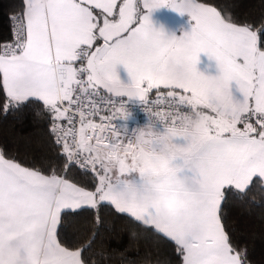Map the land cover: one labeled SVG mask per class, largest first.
<instances>
[{
	"label": "snow or ice",
	"instance_id": "1",
	"mask_svg": "<svg viewBox=\"0 0 264 264\" xmlns=\"http://www.w3.org/2000/svg\"><path fill=\"white\" fill-rule=\"evenodd\" d=\"M162 7L187 13L191 30L155 27L152 12ZM230 8L199 0L11 6L0 114L31 109L46 119L52 155L29 162L0 145V264H98L89 253L112 231L105 210L132 226L121 264H252L226 209L259 208L264 219V17L241 22ZM200 53L215 60L216 75L198 71ZM124 98L141 104L147 123H118L129 117ZM198 117L204 124L194 130L186 121ZM81 218L91 224L82 243L66 234ZM138 232L170 242L175 258L128 257Z\"/></svg>",
	"mask_w": 264,
	"mask_h": 264
},
{
	"label": "trees",
	"instance_id": "2",
	"mask_svg": "<svg viewBox=\"0 0 264 264\" xmlns=\"http://www.w3.org/2000/svg\"><path fill=\"white\" fill-rule=\"evenodd\" d=\"M18 0H0V43L10 37L9 15L11 6ZM217 6H231L230 10L241 22L245 19L259 23L264 17V0H199ZM47 121L35 117L31 109L23 112L0 114V145L10 152L17 154L18 159L39 162L43 157H50L52 153L47 147ZM58 165L62 160L55 161ZM74 175L80 176V170L75 169ZM259 198V197H258ZM227 222L233 231V236L241 245H247L252 264H264V219L261 210L247 211L238 203L227 205ZM105 219L112 224V231L100 233L89 253L98 264H121L123 259L119 252L128 248L130 244L129 230L131 225L126 221L114 219L107 210L103 213ZM91 224L87 218L76 221L72 227L66 229V234L74 241L85 242L89 236ZM135 243L136 250L129 251L128 257L152 254L153 259L164 260L166 257L175 258L174 246L153 234L138 232ZM103 244V248H101Z\"/></svg>",
	"mask_w": 264,
	"mask_h": 264
},
{
	"label": "crops",
	"instance_id": "3",
	"mask_svg": "<svg viewBox=\"0 0 264 264\" xmlns=\"http://www.w3.org/2000/svg\"><path fill=\"white\" fill-rule=\"evenodd\" d=\"M171 11L172 12L169 14V18H170V21H169L167 18L168 14H166L167 11L165 9L154 10L152 12V15H151V19H152L154 26L157 27V25L159 24L162 26H167L168 28H171V30L173 28L176 29V31H178L180 29L179 34H180L181 30L182 31H190L193 21L191 20L189 15L187 13L181 14L175 10H172V9H171ZM173 18L179 19V20H177V25L174 24ZM182 21H184V23ZM182 24H185L184 28H182ZM198 62L202 63L201 66L204 68V70H203L204 74H206V75H216L217 74V68H216L215 60H210L206 53H200ZM118 67L122 71L125 70V68L122 65H120ZM122 71H117L118 75L120 76V78L124 82H128V80H129L128 74H124Z\"/></svg>",
	"mask_w": 264,
	"mask_h": 264
},
{
	"label": "built area",
	"instance_id": "4",
	"mask_svg": "<svg viewBox=\"0 0 264 264\" xmlns=\"http://www.w3.org/2000/svg\"><path fill=\"white\" fill-rule=\"evenodd\" d=\"M12 39H13V35L10 25V37L1 43L9 42ZM154 96L155 94L153 93L151 98H154ZM124 99L126 100V108L128 109L129 117L127 121H118V123H126L130 130L135 127L143 126L145 123H147V114L143 111L141 104L135 99H131V100H129L128 98H124ZM167 103L168 101L165 100L162 104H153V108H164L167 106ZM97 122H99L98 118H97Z\"/></svg>",
	"mask_w": 264,
	"mask_h": 264
},
{
	"label": "rangeland",
	"instance_id": "5",
	"mask_svg": "<svg viewBox=\"0 0 264 264\" xmlns=\"http://www.w3.org/2000/svg\"><path fill=\"white\" fill-rule=\"evenodd\" d=\"M159 9H160V10H161V9H165V10L167 11V12H166V14H168L167 18H168V20L170 21L169 14L172 12L171 9H170V8H167V7H162V8H159ZM172 10H173V9H172ZM173 17H174V16H173ZM175 17H176V16H175ZM189 17H190V16H189ZM173 19H174V20H173V21H174V24L177 25V20H179V19H177V18H173ZM182 22L184 23V21H182ZM193 24H194V21H193L192 25H193ZM184 25H185V24H182V28H184ZM192 25H191V27H192ZM159 27H160V28L162 27V28L165 30V32L168 33L169 35H173V34H174V35H176V36H180V35H182L184 32H188V31H182V30H181V31H180V34H179V30H180V29H179L178 31H176V29H174V28L171 30V28H168L167 26H162V25H159V24H158V25H157V28H159ZM182 28H181V29H182ZM201 64H202L201 62H198V63H197V69H198V71L203 72L204 68L201 66ZM117 71H122V70H120V68L117 67ZM122 72H123L124 74H127L126 69H125L124 71H122Z\"/></svg>",
	"mask_w": 264,
	"mask_h": 264
},
{
	"label": "clouds",
	"instance_id": "6",
	"mask_svg": "<svg viewBox=\"0 0 264 264\" xmlns=\"http://www.w3.org/2000/svg\"><path fill=\"white\" fill-rule=\"evenodd\" d=\"M189 127H191L194 130H199L203 127L204 119L202 117L193 118L189 121H186Z\"/></svg>",
	"mask_w": 264,
	"mask_h": 264
},
{
	"label": "water",
	"instance_id": "7",
	"mask_svg": "<svg viewBox=\"0 0 264 264\" xmlns=\"http://www.w3.org/2000/svg\"><path fill=\"white\" fill-rule=\"evenodd\" d=\"M103 91V90H102Z\"/></svg>",
	"mask_w": 264,
	"mask_h": 264
}]
</instances>
